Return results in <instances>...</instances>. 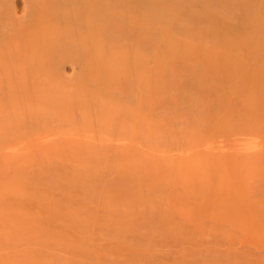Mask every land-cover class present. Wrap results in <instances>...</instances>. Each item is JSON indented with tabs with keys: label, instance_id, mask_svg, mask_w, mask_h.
Instances as JSON below:
<instances>
[{
	"label": "rangeland",
	"instance_id": "rangeland-1",
	"mask_svg": "<svg viewBox=\"0 0 264 264\" xmlns=\"http://www.w3.org/2000/svg\"><path fill=\"white\" fill-rule=\"evenodd\" d=\"M219 5L221 4L217 3L214 6L216 7V16L218 17L216 19L222 24V27H220L221 31L227 36V32H229V29L232 27H229L228 30L226 29L228 28L229 23H234L232 19H236L235 17L237 16V21L240 18L237 22L238 26L235 21V24L232 25V29H234L237 34L238 31L245 34L244 32L247 28L242 23L240 12L235 10V12H238L237 15L235 13L232 14V12H229L226 8L222 13L221 10L225 7L221 5V9ZM197 6L194 9L197 8L199 11L197 9L194 10L198 13L195 16H191V19H189L190 16L185 12H183L185 17L180 13L181 15H179V19L180 16H183L181 17L183 22L189 20V23H191L192 26L193 24L195 26L191 27L190 24V29L194 28L195 31H199L202 24V30H207L210 25L206 20L200 19L202 11L200 5L198 4ZM219 7L220 9H217ZM227 11L229 14H225ZM230 14L232 16H230ZM224 15H229L230 17L228 16V19L232 22L225 21L227 18L225 19ZM186 16H188L187 20H184ZM192 17H196V20L197 18L198 20L196 21ZM179 19L178 21H181ZM192 20H195L198 24H195L196 22H193ZM172 22L174 28H177V30L174 28V30L172 29ZM174 22V20L167 22L164 31L161 29L162 33L165 32L163 33L164 36L161 32L159 33L160 29H157V31L159 30L157 33L160 34L162 41H167L164 37H167L166 33H168V38L173 41L177 38L176 42H182L187 45L185 41L189 38L190 41H188L191 43L192 39L186 35L185 32L181 31L182 29L178 26L177 19L176 22ZM178 23L180 24V22ZM239 23H241V25ZM205 25L208 26L207 29ZM170 26L172 27L170 28ZM196 26L199 28L195 29ZM153 31L154 30L151 31L152 33L149 32L151 37L152 35H154V37L157 36L156 40L154 37V40L151 39V47L149 46L151 49L149 48L150 50H148V52L150 51L154 53L159 52L160 49L162 51L163 48L161 47L164 43L155 32L156 29L154 34ZM247 32L249 33V30ZM217 33L218 29L215 30L214 34ZM242 33L240 34L239 32V34L235 36L229 33V37L227 36L231 41L230 46H228L229 48L216 44H214L216 45L214 47L210 43L212 40H209L211 46H208L209 43L207 41L208 37H210L208 35L207 39H205V41L203 40L205 44L206 42L208 43L207 45H203L204 43L200 42L202 39H200V41L198 39L197 44H195V41L197 40H194V42L192 41L195 47H193L194 45L191 43L192 46L190 45V48V43H188V46L185 45L186 48H183L185 47L183 44V49H181V45L177 43L179 51L181 49V51L186 53L187 47L188 49H191H189L191 52L187 49V53L189 54L186 53L185 56L181 51V53L177 52L172 54L175 52L173 49L177 50V46H174L175 48H173L170 44L168 45V42L171 40L167 41L166 44L170 48H173V52L169 54L171 51H166L168 53L166 58L173 55L171 59L173 58L174 60V55H178L179 53L178 60L176 59L174 61L175 66L178 64L179 70L173 66L175 71L174 73L172 72L174 75L177 73L175 79L174 75L173 77L171 75V70H173L171 69L172 67H170V70L168 66H166L167 69L170 70L168 76L170 75V77L175 80V84L172 83L173 79H171V82L167 79L168 77L166 78L168 70L166 71L165 67L163 68V71H165L166 74H162L163 71H159L162 67V62L164 64V60L162 62L159 61L161 67L159 66L160 68H157L159 65L158 60H161L160 57H163V53H157L161 56L157 57L159 55H155L156 59L154 57L155 53L153 55L152 53L151 55L148 53V60H150V64L148 63L149 73L151 72L149 78L152 76V79L149 81H151L152 85L158 81V78H162V81H165L166 79L168 82L166 83L165 81V84L163 83L165 86L166 84H169L170 81L172 84L166 86L167 88L162 84L163 87L167 89L165 91H168V94H165L166 92H161V94H159L160 92H157L156 94L154 91V93L151 91L152 93H148L149 103L144 105L140 100V98L145 97L144 93H138L135 94V96L131 95L127 97L128 92H124V94L119 92L118 94L111 90L112 93L106 91L107 93H103L102 96L107 94V97L109 96L113 101L112 103L109 101L111 104L108 103V106L105 104L107 109L108 107H111L110 110L113 112V114H111L112 112L109 111V116L113 115L111 118L106 115L107 109L103 107L104 105L102 106L104 109H97L94 107L96 104L97 106H100V102L98 104V101L99 98L101 101V97L98 98L93 92L92 93L95 97L92 96L91 99L97 97L98 99L95 100L98 101H95L93 106H91L92 103L88 102L89 106H86V108L82 110L78 108V106H80V100L78 102L74 99L77 97L75 94L73 99L76 101L73 100L67 104V98V101H65V104L67 105L60 104V98L56 97L60 95L57 94L58 90L56 92L55 89L54 93L48 92L54 89V84L52 86L53 89L51 86L46 87V92L48 93H45L43 97L40 96L39 99H44V102L41 101L43 103H41L39 99L38 102L35 101L39 90L36 92V95L32 92L33 90L31 91L32 87H28L26 90L25 88L18 87L16 90H13L15 92H12L11 89L6 87L5 83L0 84V228L4 226L3 223L8 225L7 227H5L6 225L4 226L7 228H4V231L0 229V264H264V218L262 217V219L258 217V219L257 217H250L248 213L247 216L245 215L244 217H235L233 213V211L235 212V209L231 207L233 204L237 203L234 202V200L236 201L237 199L238 201V194L240 196L241 194L243 195V197H240V201L241 198L245 197L248 199H254L264 191L261 192L259 189L264 185V182H261L263 181L262 179H264L262 178L264 177V162L260 160L261 154L264 152V123L255 121L251 122L254 123V125H252L250 122L247 124L244 121L246 125H252L251 127L247 126L244 129L242 124L240 126L239 122H237L238 124L236 125L234 122L237 120H233L235 115H237L238 119L240 113L242 116L244 115L246 117H248V114L250 113H244L243 109L240 108L241 106L238 104L239 93L241 92L240 90H242L240 87L248 84V81H245L247 80L248 74L247 71H244V73L240 74V77L239 75L235 76V74L231 73L227 63H242L243 59V64H258L261 60L258 51L262 49L264 50V47L262 48L264 44L256 45L257 47L251 46L250 48L254 50L255 53L252 50V52H249L250 48L248 49V47L244 48L237 46L236 40L238 37H241ZM248 33L246 34L248 35ZM174 34L176 37L174 36L175 38L173 39L172 37ZM184 34L188 38H186ZM208 34L211 35L209 32ZM232 34L235 33L233 32ZM243 36L244 35H242V37ZM157 38L159 39L158 41H160L159 43L155 42L157 41ZM123 41L125 40L121 39L120 44L127 46L128 42ZM161 42L163 44L159 45V48H157L158 44H161ZM155 43H157V45ZM199 43L203 45L204 48H202ZM166 44L164 48H166ZM206 46L209 47V51L210 47L212 49V51L209 52L211 53V57L208 56L209 53L207 52L208 48ZM152 47L155 48L153 49ZM200 47L202 48V51L205 50L206 47L205 52L208 54L205 55V52L203 54L202 51L200 54V51L198 52ZM258 47L259 50L256 52L255 49ZM193 48L199 53L196 54V56L198 55L197 58L194 56L196 51ZM213 50H215L214 53ZM164 51L165 50H163V52ZM221 52H226L224 53V55L226 54V58H222L224 55H221L223 54ZM191 53L193 55H190ZM227 53L231 57L227 55ZM180 55L183 57L189 55L187 59L190 57L189 60L191 62L188 63V60L182 58ZM201 55H204L203 59H201ZM212 55H214L215 59ZM192 56L195 58V61L193 59L191 60ZM199 56L200 59L198 60ZM179 57L180 59H183L181 67L179 63L182 59L179 61ZM208 57L213 59H206ZM216 57L222 58L219 59V64L220 61H222V64H220L221 66H216L219 68L217 70L213 69L212 65L211 68L209 66L212 64L211 61H213V63L215 60L218 61V58L216 59ZM167 59L169 60L170 58ZM204 59L206 61H204ZM208 60L210 62H208ZM169 62H165L164 65ZM174 62L170 63L171 66L174 65L172 64ZM204 62L206 64L209 63L206 68L203 67L205 65ZM70 63L71 62L67 63L65 69H62L64 72V78L60 81L61 83L63 82L66 84L63 85L62 83L61 88L64 89L66 87L63 86H67V84V88L71 86V88L76 89L77 81L75 79L77 78L79 80L80 77L84 80L85 78L86 80L88 79L83 75L80 76V69L72 70L70 68ZM202 63L204 64L203 66H201ZM260 63L262 64V60L259 64ZM200 68H202V70H200ZM208 68L211 71H209ZM199 70L200 73L203 71L202 74L205 75L200 74ZM212 72H215L216 74H212ZM75 75L76 78H74V80L76 82L74 86V80H72V83H68V81H71V77L73 79V76ZM198 75L199 78L202 75L200 78V80L202 79L201 81H199ZM155 76H157V78ZM177 76L179 78H177ZM203 76L206 79H203ZM67 78L70 79L68 80ZM153 79H156L154 83H152ZM176 79H179V84L176 83L178 82ZM213 79L216 80L213 81ZM217 79L220 82L217 81ZM84 80H82V82H84ZM93 80H95V78ZM122 80L123 79L120 80L119 84H121ZM161 80L159 79V82H156V84L162 83ZM207 81H211L209 84L210 86H213V89L209 88L210 86ZM233 82L235 85L231 84ZM90 83H92V81ZM200 83H202L203 86ZM218 83H223L221 85H223L222 87H224V90L220 87L219 90L221 89V91H218L217 88L220 86ZM86 84H88V82ZM86 84L84 86H86ZM178 85L180 86L178 89L179 93H175L178 92ZM200 85L203 89L199 87ZM206 85L207 87H204ZM84 86L82 85V87ZM158 86L155 87V89H157ZM170 86L171 88H169ZM234 86H236L237 89L229 91L231 89L230 87ZM82 87L76 89L80 90L79 92L77 91V95L80 93L86 101H89L84 93L86 90L83 89L84 91H82ZM93 87L91 86V88ZM100 87L98 88V94H101L102 92L99 90ZM163 87L161 89H163ZM174 87L176 88V91L174 90ZM47 88H51V90H48ZM67 88L63 90V94L68 92L66 90H70ZM94 88L97 89V87ZM35 89L36 88H34V90ZM88 89L89 87L86 92L91 95L92 93H89L91 90L88 91ZM101 89L103 90L104 88L102 87ZM161 89L159 86L158 91ZM76 90H74L75 93ZM41 91H43L42 88ZM43 92H45V90ZM94 92L97 94L96 90ZM70 93L71 90L69 94H65L66 97L71 96L72 93L71 95ZM162 93H164V102L162 101V103H160L161 101L159 102V100H162ZM173 94H175V98L172 96ZM13 95L18 96L13 98H18V101L15 100L17 101L15 105H13L11 101V96ZM64 97L62 96V101L65 99ZM156 97L157 102L155 100ZM194 97L201 98L205 104H203L204 102L201 105H197L196 103L193 104V102L196 101V98L194 101ZM55 98L56 100L58 98L59 102L55 101ZM103 98L107 100L105 97ZM150 98L153 100H150ZM199 98L197 102L200 101ZM85 100L81 101L83 103L80 102L83 108L85 106ZM154 100L155 102H153ZM221 100L223 103H219ZM15 101L13 100V102ZM92 101L93 100H91V102ZM31 103L33 104L30 107ZM101 103L104 104L103 101H101ZM28 111H32L31 114L35 111L43 115L46 113L47 116L46 114L44 116L40 114V117L42 118L49 116H60V118L58 120H50L51 122L43 125H33L32 128L29 129L20 128V123L22 124L24 120L28 121L29 113L26 114ZM245 111L247 112L248 110L245 109ZM80 112H85L88 115H92V117L94 116V118L91 120L88 119V121L74 120L73 116L77 115V118H79L81 116L79 115ZM258 113H260V111ZM137 114L140 115V124L138 123V131L134 136H131L128 133L119 134L110 131L111 125L120 121L134 124L138 121L135 120ZM34 115H37V113H34ZM105 115L107 118H105ZM230 118L234 122H232ZM104 119H108V121H105ZM245 123L243 125H245ZM67 145L70 148H68ZM124 146L127 147L125 148ZM128 147L130 150H125ZM256 148L257 150L259 149L260 153H258L260 155L255 152L253 155H257L258 158L260 156L257 161H261V164H257L256 157H251L252 152L250 156H248L249 154H244L247 150ZM115 149L119 151L116 153L117 150L115 151ZM127 151L129 154H126L128 153ZM231 152H235L238 155L243 153V159H248L253 164H250V162L245 164L243 162L244 165L241 166L243 159L242 161H239V159L242 157H238L237 159V155L234 156V153L232 155ZM222 154L225 158L227 155L228 157L234 156L233 160H230L233 162L234 168L231 166L230 169V164L227 166L226 163L229 162L221 161V158L223 157H221ZM219 157L221 160H217ZM234 160L239 162L236 163ZM248 160H246V162ZM262 160H264L263 156ZM36 177H39L40 181L39 178L37 180ZM43 177L45 179L44 182ZM41 179L43 180L41 181ZM37 181L40 183H37ZM90 181L97 185V188L94 185L96 189H94V187L91 189L92 192L93 190L95 191L98 189V184L96 182L100 183V188L104 185V182H108V185L106 186L110 187L111 185H116L117 188L115 189L114 186H111L113 189H109L104 185L106 189H104L105 187L103 189L106 191L108 189L106 197L109 195L110 198H104L105 193H99L98 195L96 192L97 199L96 197H92V195H90L92 193L89 194L88 190L85 191V189L83 192V190L79 188H87V185L88 188L89 186L92 188L93 185L87 183ZM84 182L87 183L86 186H84ZM81 184H83V187ZM233 184H235L236 187L233 186ZM234 187L236 189H234ZM61 188L65 193H63V191L60 193ZM71 188L73 191L72 195L75 194V198L77 197L76 200L73 196L72 198L67 196L69 193L71 194ZM232 190H236L237 192ZM252 190L255 192L256 196L253 194ZM64 194H67L65 196L68 198L70 197L71 199L68 200L65 198ZM100 194L103 195V200L100 198ZM230 194H232V197L229 196ZM24 195H26V199H30L29 196L32 195L31 198L33 199H31V202L32 200H37L36 203L40 204V206V200H42L43 203L46 198V204L51 203V200H53V205L61 202L62 206L60 203L58 206L55 205L60 208L59 211L53 206L55 207L54 209H56L53 213V207H51L50 204L49 206L51 209L47 207L48 205L46 206L43 204V206H46L47 210L49 209L46 212L42 207H35L34 204L29 203L30 200H25ZM37 197L40 200L37 199ZM41 197H43L44 200ZM78 197L85 199V201H91L92 204L95 203V206L87 203L90 211L91 209L94 210L98 204L104 209V211H101L103 209L99 208L100 211L97 210L96 213L102 212V214H96V216L95 210L98 209L96 208L94 213L90 214L92 211H87L89 210L88 207L87 210L83 209L85 208V205L83 204L86 203L84 200L82 201L80 199L82 203L81 207L80 202V204H77V200L79 201ZM228 197L229 199H232L233 197L236 198H233L234 200H228L227 205L225 202ZM73 198L74 200L71 201ZM223 198L226 199V201ZM23 199L25 202H28L30 207H33V205L35 207V212H33V209L30 211L27 210L31 215H29V218L26 215V209L20 207V201L23 203ZM106 199H109V201L111 200L112 202L115 201V206L118 205L117 207H121L120 210L124 205L123 207L126 208L127 212L130 211L127 213L128 216H125L127 214H125L124 211L121 214L118 212L116 215L107 216L105 212L107 213L109 207H106ZM243 200L244 199L238 203H241L244 206L246 203H244ZM38 201L40 203H38ZM70 201L71 203L76 201L75 205L73 204L75 207L69 203ZM230 201V204L232 205L229 207ZM140 202L148 205L147 211H141V214L138 212L140 215H137L138 213L132 215L133 212L131 211L133 210L136 212L138 206L132 210L129 207H132V205L133 207H136L135 205ZM64 203H69L71 209L66 207L68 204L64 205ZM23 204L25 207L28 206L25 205V203ZM64 206L67 209L63 208ZM243 206L242 208L245 209L248 207V204H246L245 207ZM37 207L39 209H36ZM72 207L74 208L75 213L79 210L77 208L83 207L82 210H79L83 212H79V214L81 213L82 215L76 216L77 214L75 215L74 212H71L73 211ZM240 207L238 208V211L242 210ZM68 208L72 215L65 214L66 211H68ZM75 208L77 212L75 211ZM83 210H85V215ZM36 211L38 213H36ZM43 212L47 214H43ZM88 212L90 213L88 214ZM37 214L41 215L38 217ZM49 215L51 217H49ZM166 219L170 221L172 225L167 224V221L165 222ZM197 220L200 222L198 223ZM19 221L23 224L26 223L27 225H30V231H20L18 229V226L21 224ZM194 222H196L195 226H197V223L200 224L199 228L195 227L200 231L198 229V231L195 230L192 225L195 224ZM16 223L19 225H15ZM33 224L35 229L33 228ZM14 225L17 227H14ZM31 227L33 228L32 231ZM37 227L38 229L36 230Z\"/></svg>",
	"mask_w": 264,
	"mask_h": 264
},
{
	"label": "bare ground",
	"instance_id": "bare-ground-1",
	"mask_svg": "<svg viewBox=\"0 0 264 264\" xmlns=\"http://www.w3.org/2000/svg\"><path fill=\"white\" fill-rule=\"evenodd\" d=\"M217 3H219L225 7V8H223V10H221L222 13H223L224 9H226V8L228 9L229 12H232V14L235 13L237 15V13L240 12V16H241L243 25H245V27L247 29L249 28L248 29L249 33L247 32L248 30L246 28H245L246 30L244 29L245 30L244 33L245 34L248 33V35L247 34L245 35L241 31H238V34L240 32V34L242 33V35H244V36L242 37V35H241L240 38L237 36L238 37V39L236 40L237 46L244 47V48L248 47V49H249L251 46L255 47L256 45L258 46L259 44H262V45L264 44V4H263L264 2H263V0H0V84L5 83L6 87L11 89L12 92H15L13 90L14 89L16 90V88H18V87H21L23 89L25 88V90L28 87H32L31 91L33 90L32 92L36 95V92L39 90V92H37V95H36V98H37L35 100L36 102H38V99L40 98V96L43 97V95H45V93H48V92L54 93L55 89H56V92L58 90L57 94H60L59 96H56V97L60 98V100H59L61 102L60 104L67 105L69 102L73 101L74 99H76L78 102H79V100H80V102L82 100H85L80 93H79V95H77L78 94L77 91L79 92L80 90H76V89L77 88L80 89L82 87V85L84 86L88 82V84H86V86L82 87V91H84V90L87 91V88L89 87L88 91L91 90V91H89V93L93 92L94 95L98 96V98L101 97V101H103L104 104L101 103L100 98H99V101L95 100V99H98L97 97L95 99H93V98L91 99V97L94 96L93 93L91 95H89V94H87L88 92L85 91L84 93L86 94L89 101L88 100L84 101V105H85L84 108L81 106L82 104H80V102H79V105L82 107L81 108L80 106H78L79 109L84 110L86 108V106H89V103H92L91 106H93L95 104V101L96 102L98 101V104L100 102V104H99L100 106H97V104H96L97 107L94 106L95 108L104 109L103 107H105V104H107L106 106H108L109 101H111V103L113 102L109 98V96L107 97V94L102 96L103 93H107L108 91L110 93H112L111 91H113L114 93L116 92L118 94H119V92L121 94L122 93L124 94V92H128L129 94L127 93V97L131 96V95L135 96V94H138V93L139 94L144 93L145 97L140 98V100H141L142 104L146 105V103L147 104L149 103L148 93H152L153 91L156 94H157V92L158 93L160 92L159 94H161V92H166L165 90H167V89H165L163 87V85L165 84L164 83L165 81H166V83L168 82L166 79H165V81H162L161 80L162 78H158L157 79L158 81H156V79H153L152 83H154L155 81L159 82V79H160L162 81V83H159V84H161V85H159L158 83L156 84V82L154 83L156 85H154V84H152L153 86L151 85V81H149V80L152 79L151 78L152 76H150V78H149V74L151 72L149 73L148 63L150 60H148L149 59L148 53H150V55H151V53H152V55L155 53L154 57H155V55H159L157 57H160L161 55L157 54V53L162 52L163 57H160L161 60H158L160 58H158L157 60H158V63H159V61L162 62L164 60V64H165V62H167V61L168 62L169 61L174 62L178 58L179 53H181V52H183L184 56H185L187 51L191 48V46H192L191 43H192V41L194 42V40H197V41H195L196 42L195 44H197L198 39H199V41H200V39H202V41H200V42L204 43V41H205V39H207V35H208L210 37H208L207 42L209 43V40H212V42L210 41V43L214 47L216 45H219L222 47H228L231 44V41L228 38L229 33H231V35H234V36L238 35L236 33V31H234V29H232L233 28L232 25L235 24V21H236V25L238 26L237 22L240 20V18L237 21L236 20L237 16L235 17L236 19H234V18L232 19V21H234V23H229V26L227 24L228 28L226 26V28H227L226 30H228L229 27H232V28H230L232 30L229 29V32H227L228 37L225 35V33H223L221 31L220 27H222V24L219 22V20L216 19L218 17L216 16V7L214 6ZM196 4L197 5L199 4L201 7L202 15H201L200 19L206 20L210 25L209 29H207L208 26L205 25L207 30H205V29L202 30L203 29V26H202L203 22L200 23L202 25L200 26L201 29L199 31H195L194 28L190 29L189 25L191 23H189V20H187L188 16H186V18H184V20L186 19L187 21L183 22V19L181 20V17H183V16L185 17V14H183V12L187 13L190 16L189 19H191V16H193V15L195 16L198 13V12L194 11L198 8V6ZM221 5H219V6L221 7ZM196 6H197V8L194 9ZM214 7H215V9H214ZM220 7L217 9H220ZM221 9H222V7H221ZM235 10L238 12H235ZM228 11L225 12V14H229ZM180 13H182L183 16H180V19H179V15H181ZM177 16H178V18H177ZM224 16H225V19L227 18V20H225V21L232 22L228 19L229 15L228 16L224 15ZM230 16H232V15L230 14ZM192 18L196 20V17H192ZM176 19H177L178 26L181 27V29H182L181 31L185 32L186 35H188L192 39L191 43H190L189 42L190 39L188 37H186V35L184 34V36L186 38H188V40H189V41L188 40L185 41L187 43V45H186L182 42L181 43L176 42L177 38H175L176 37L175 34L173 35L172 38L173 39L175 38L176 40L173 41L170 38H168L169 35H168V33H166L167 37L165 36L164 38H166L167 41L171 40L170 42H168V45L170 44L173 48H175L174 46H177V50L173 49L172 47L170 48L166 44L167 41L163 42L161 37H160V34H159L160 32L162 35H163V33H165V32L162 33L161 29H163V31H164V28H166L167 22H170L171 20L172 21L174 20L176 22ZM178 19L181 21H178ZM195 20L194 21L192 20V21L196 22L198 20V18L196 21ZM178 22H180V24ZM181 22L183 25L181 24ZM195 24H198V23L196 22ZM239 24L241 25V23H239ZM172 26H173V22H172ZM172 26H170V28ZM190 26L193 27L194 24H193V26H192V24ZM197 26L195 29L199 28ZM153 27L156 29V31ZM150 28L151 29L153 28L152 30H154L156 33L159 31V30L157 31V29H160L159 33H157V34H158L159 38L161 39V41L164 43V45H162L163 43L161 42V44H158V47L156 46L157 43H155L156 44L155 46L157 48H159V45H162L161 48H163V50H165L164 52H163V50L161 51V49L159 50V52H154V53L150 52V51L148 52V50L151 49L150 48L151 47V45H150L151 39L156 40V36H157L156 35L154 37V35H152V37H151V34L149 32H151L152 30ZM173 28H174V26L172 27V29ZM216 29H218V33L214 34ZM173 30H172V32H173ZM175 30H177V28ZM178 30L180 31L179 28H178ZM154 31H153V34H154ZM165 31H166V29H165ZM231 31H233L235 34H232L233 32H231ZM208 32L211 35H209ZM169 34H171V33H169ZM153 37H154V39H153ZM121 39L125 40L123 42H128V45L123 46L122 44H120ZM158 40L159 39L157 38V41H155V42L159 43L160 41H158ZM207 42H206V44L205 43L204 44L202 43V44L207 45L208 44ZM153 43H154V41H153ZM177 43L179 45H181V49L186 48V46H188V43H190L189 44L190 48L188 49V47H187L188 50L186 49V53H185L184 51H181L180 46H179V49L181 51L180 52L178 50V44ZM210 43L208 44V46H211ZM165 44L167 45L166 48H164ZM183 44H184V46L185 45L186 46L182 48ZM192 44L194 45V43H192ZM214 44H216V45H214ZM199 45L202 46V48H204V46L201 45L200 43H199ZM208 46H206V47L208 48L207 52L209 53L210 51H212V49L210 47V51H209ZM193 47H195V45ZM206 47H205V50H206ZM263 47L264 46H262V48ZM152 48L154 49L155 47H152ZM157 48H156V50H157ZM202 48L200 47V50L198 49V52L200 51L199 52L200 54H201ZM260 48H261V46H260ZM169 49H171V50H169ZM172 49H173V51L175 50V52H173ZM190 50H189V52H191ZM194 50L196 51L194 56H196V54H199L196 49H194ZM205 50L202 51L203 54H204ZM215 50H213V53L215 52ZM251 50L252 49L250 48L249 52ZM255 50L257 52V50H259V47ZM166 51H168V52L171 51L169 54H171L172 52H173L172 54L177 53V52H179V53H178V55L177 54L174 55L175 56L174 60H173V58L171 59V57H173V55H170L169 57H167V58H170L168 60L166 58V56L168 55V53ZM252 51L255 53L254 50H252ZM226 52H221V53H223L221 55H224V53H226ZM208 53L205 52V55H207ZM187 54H189V53H187ZM210 54L211 53L208 54L209 57H211ZM258 54L260 56V59L262 60V64L261 63L259 64V62H261V60L258 57V59L260 60V61L258 60L259 62L257 61L259 65L254 64V63L253 64L249 63V65L247 63L243 64V59H242V63L241 62H234V63L229 62V63H227V65L230 68L231 73L235 74V76L239 75V77H240V74L244 73V71H247V74H248L247 80H245L246 82L248 81V84L240 87L242 90H240L241 92L239 93L238 104L241 106L240 108L243 109L244 113L250 112L248 114L249 116L248 117H246L244 115L242 116L240 113V116L238 115L239 118L237 119V115H235L234 116L235 118H233V120H237L235 122L230 118L232 120V122H234V124L237 125L238 124L237 122H239L240 126L242 124V126H244L243 127L244 129L247 126L251 127L252 125H254V123H251V122L259 121V122L264 123V50L262 49V50L258 51ZM190 55H193V54L191 53ZM225 55L223 57L220 55L219 56L222 58H226ZM227 55H229V54L227 53ZM180 56L182 58L187 59V57L189 55H187L186 57H183L182 55H180ZM203 56L204 55H201V57H202L201 59H203ZM212 56L214 58V55H212ZM197 57H198V55L196 56V58ZM209 57L206 59H209V60L213 59V58H209ZM220 57H216V59L218 58V61L215 60L218 63H216L214 61V63L216 65L213 63V61H211L212 64L209 65V63L206 64L204 62L205 65L202 63L201 66L204 65L203 67L206 68L207 65H209L211 68V65H212L213 69L217 70V69H219L218 67L221 66L220 64H222V61H220V64H219V59H222ZM155 59H156V57H155ZM165 59H167V60H165ZM181 59L179 57V61ZM189 59H190V57L187 59L188 63L191 62ZM192 59L194 60L195 58H193V56H192L191 60ZM199 59H200V56H199L198 60ZM233 59H234V57H233ZM187 60H186V64H187ZM209 60H208V62H210ZM65 61L71 62L70 68L72 70L80 69V76L83 75L84 77H87L89 79V80L88 79L86 80V78H85V80H84V79H82V77H80L78 75L80 77V80L77 78V79H75L77 81L76 82L74 80V78H76V75L73 76V79L71 77V81L69 80L70 78H67L69 80L68 83L69 82L72 83V80H74L73 81L74 86H75V82H76V87H77L76 89L71 88V86L67 88L68 84H67V86H63V87H66L67 89L71 90L72 95H71V93H70V95L72 97L71 96L66 97V95H65V94H69L70 90H66L68 92L63 94L64 93L63 90H65L66 88L65 89L61 88L63 82L61 83L60 80H62V78H64V72L62 71V69H65V65L67 63H69V62H65ZM179 61H176V62H179ZM182 61H183V59L179 63L180 67H181V64L183 63ZM204 61H206V60L204 59ZM171 62L166 63V65H164L162 62V67L159 63V65L157 64L158 65L157 68L161 67L159 71L162 72L164 70L163 69L164 67H165L166 71L168 70L166 66H168L169 69H170V67H172L171 69H173V70L170 69L171 73L172 72L174 73V71H175L174 68H178V70H179L178 64H177V66H175V62H174V63H172L174 65L171 66V64H170ZM224 62H225V60H224ZM217 65H219V66L216 67ZM223 65H224V63H223ZM173 66H175V67L173 68ZM170 70L167 71L166 78L168 77L167 79H169L171 81V79H173V78H171L170 75L168 76V73L170 72ZM200 70H202V68H200ZM200 70H199V73H200ZM208 70L211 71L209 68H208ZM202 72L200 74H202ZM163 73H165V71H163L162 74ZM173 73L171 74L172 77L174 75ZM214 73L212 72V74H214ZM176 75H177V73L174 75V79L176 78ZM199 75H198V79H199V81H201L202 80V79L200 80L201 76L205 75V74H202L200 76V78H199ZM157 76H159V75H157ZM157 76H155V77L157 78ZM160 76H161V74H160ZM178 76H180V75H178ZM178 76H177V78H179ZM210 76H212V75H210ZM91 77H93V78H91ZM90 78H91L92 83H90L91 82ZM94 78H95V80H93ZM118 78L123 79L121 84H119L121 79L119 80ZM174 79H173V82L171 81L173 84H175ZM203 79H206V78L203 76ZM82 80H84V82H82ZM177 80H178V82H176V83L179 84L180 83L179 79H176V81ZM214 80H216V79H213V81ZM170 81H169V84H172V83H170ZM217 81H219V80L217 79ZM207 82H208V84L211 83V81H207ZM78 83H79V86H78ZM89 83L92 85H90ZM53 84H54V87H53L54 89L52 88ZM64 84L65 83H63V85ZM93 84L96 86H94ZM169 84H166V86H168ZM200 84H202V83H200ZM205 84H207V83H205ZM221 84H223V83H221ZM221 84H219L220 86L218 85L219 87L217 86L218 91H221V89L219 90V88L223 86ZM231 84L235 85L234 82ZM158 85L160 86V89L162 87H163V89L158 91V89H159ZM207 85L204 87H207ZM233 85H231V86H233ZM38 86H40V87H38ZM50 86L53 90L48 91V90H51V88H49V89L47 88L48 92H46V87H50ZM58 86L60 89L58 88ZM91 86L97 87V89H95L93 87L94 88V90H93V88H91ZM157 86H158V88L155 89V87H157ZM202 86H203V84H202ZM202 86L200 85L199 87L203 89ZM209 86H210V84H209ZM214 86H216V85H214ZM99 87H100L99 90L102 91V92L100 91L101 94L99 93L100 96L98 94V88ZM102 87L104 88L103 90L101 89ZM179 87L180 86L178 85L177 86L178 92H175L176 88L174 87L175 93H179V90H178ZM199 87H198V89H199ZM212 87L213 86H210L209 88H212ZM34 88H36V89L34 90ZM41 88L43 91L45 90V92L41 91ZM169 88H171V86ZM230 88L231 89L229 91H233V90L237 89L236 86L230 87ZM222 89L224 90V87H222ZM74 90H76V93L74 92ZM95 90L97 91L96 92L97 94H95V92H94ZM104 90H105V92H104ZM39 93L42 95H40ZM74 94H75V96H77L76 98H74L75 97ZM162 94H163L162 100L158 99L159 102L161 101L160 103H162V101L164 102V100H163L164 99L163 98L164 93H162ZM165 94H168V91ZM169 94H170V92H169ZM61 95L63 97L65 95V97H64L65 99L63 100L64 102L62 101L63 98ZM174 95L175 94H173L172 96L174 97ZM15 96L18 97L17 95L11 96V99H12L11 101H12L13 105H15V103L18 101V98L13 99V98H16ZM172 96H170V97H172ZM176 96H177V94H176ZM80 97H82V98H80ZM103 97H105L107 100H105ZM58 98H57V100L55 98V101L59 102ZM195 98H196V101H195ZM198 98L199 97H194L195 102L191 101L193 99H191L190 101L193 102V104L196 103L197 105H201L204 101L201 100V98H199V100L202 102H200V101L197 102ZM13 100L14 101L17 100V101L13 102ZM39 100H40V102L41 101L44 102V99L42 100V98ZM76 100H74V101H76ZM91 100H93V101L91 102ZM150 100H153V99L150 98ZM155 100L157 102V97ZM155 100L153 102H155ZM65 101H67V104H65ZM221 101H219V103H223V101L222 102ZM43 102H41V103H43ZM81 103H83V102H81ZM111 103H109V104H111ZM32 104L33 103L30 104V107ZM203 104H205V102ZM24 105H26V104H24ZM28 106H29V104H28ZM244 108L248 111L246 112ZM105 109H107V107H105ZM110 109H111V107L110 108L108 107V109L106 110V113H107L106 115L111 118V117H113V115L109 116L110 112H112V110H110ZM28 110H30V109H28ZM60 110H62V109H60ZM120 110H121V108H120ZM259 111H260V113H258ZM24 112H26V111H24ZM31 112L28 111L26 113V114L29 113L28 121L24 120L22 124L20 123V125H19L20 128L29 129V128H32L33 125H36V126L37 125H43V124L51 122L50 120H53V119L58 120L60 118V116H51V117L49 116L46 118L45 117L42 118V117H40L41 113L39 114V112L35 111V112H33V114H31ZM34 113L35 114L37 113V115H34ZM80 113H79V115H81V116L79 118H77V115L73 116L74 120L88 121V119L91 120L94 118V116L92 117V115H88L85 112L81 113V114ZM48 114H50V113H48ZM111 114H113V112ZM41 115H43V114H41ZM46 116H47V114H46ZM107 116L105 118H107ZM139 119H140V115L137 114V116L135 117V120H138V121H136L134 124L133 123L132 124L127 123L126 121H120V122H117L115 124L111 123L113 125H111L110 131L112 133L117 132L119 134L128 133L129 135L134 136L136 134V132L138 131L137 125L140 122ZM104 120L108 121V119H104ZM244 121L247 124L250 122V124H252V125H246V123ZM241 122H243V123H241ZM244 123L246 126L243 125ZM256 123H258V122H256ZM18 130H21V129H18ZM67 147H68V145H67ZM124 147L126 148L127 146H124ZM68 148H70V147H68ZM122 148H123V146H122ZM128 148L125 150L129 151L130 148L129 149ZM64 149H65V147H64ZM116 150L117 149H115V151ZM249 150H247V152L244 154L245 155L249 154L248 156H250L251 152H252L251 157H253V158L256 157L257 164H261V161L264 162V160H262V156L264 159V152H263V154H261V158L259 156L261 161L258 162L259 161V160L257 161V159H259L258 156L257 155L255 156L253 154H254V152L260 153L259 149L257 150V148H256V149H251L252 151L251 150L249 151ZM253 150H256V151H253ZM118 151L119 150H117L116 153ZM131 151H132V148H131ZM235 152H233L234 156L237 155V157H236L237 159H238V157L239 158L242 157L241 159H239V161L240 160L242 161L244 154L240 153L238 155ZM244 152H245V150H244ZM120 153H121V151H120ZM233 153L231 152L232 155H233ZM126 154H129V152ZM132 154H133V152H132ZM117 156H118V154H117ZM222 156H223V154L221 155V157ZM234 156L228 157V155H227V157H228L227 160H226L227 157L225 158L224 156L221 158L222 160L220 159V157L217 160L229 162L226 164H227V166H228V164H230L229 167L231 169V166H233V162L230 160H233ZM230 158H232V159H230ZM246 160H248V159H243L242 163L243 162L245 164H248V162H250V164L252 163L250 160H248L247 162H246ZM239 161H237V162H239ZM234 162H236V161L234 160ZM242 163H241V166L244 165V163L243 164ZM255 163H254V165H255ZM233 168H234V166H233ZM263 171H264V169H263ZM38 178L36 177L37 180H38ZM262 178H264V177H262ZM43 179H44V177H43ZM43 179H41V181ZM262 180L263 181H261V182H264V179H262ZM39 181H40V178H39ZM39 181H37V183H40ZM44 181H45V179L43 180V182ZM261 182H260V184L262 185ZM87 183L88 184L90 183L89 185H93L92 188H91V186H89V188H88V185H87V188L85 187L84 189L79 187V186L78 187L80 189H82L83 192L85 189H86L85 191L88 190L89 194L92 193V194H90V195H92V197H96L97 193H98V195H99V193H101V194L105 193L104 198H110L109 195H108V197H106V195H107L106 193H107L108 189H107V191L104 190V189H106V187L109 189H113V188H111L112 185L110 187L106 186V185H108L107 184L108 182L107 183L102 182L106 186L105 187L104 185L103 186L101 185L102 189L99 187L100 183L96 182L98 184V189L95 191L93 190L94 195H93V192L91 189H93L95 184H93V182L91 183V181L87 182ZM87 183L84 182V184H85L84 186H86ZM37 185H39V184H37ZM78 185H80V184H78ZM81 186L83 187V184H81ZM95 186L97 188V185H95ZM233 186H235V184H233ZM255 186H259V185H255ZM263 186L264 185H262V188H263ZM235 187H234V189H236ZM96 188L94 187V189H96ZM114 188L116 189L117 186L115 185ZM262 188H259L261 190V192L264 190V188L263 189ZM58 189H60V188H58ZM89 189H90V191H89ZM70 190L72 191V188ZM100 190H101V192H100ZM58 191H60V190H58ZM62 191L63 190L61 188L60 193ZM71 191H69V192H71ZM232 191H236V190H232ZM88 192H85V193H88ZM252 192H253V194H255V192L253 190H252ZM63 193H65V192L63 191ZM72 194H73V191L71 192V194L70 193L68 195L64 194V196L67 195V196H70L71 198L73 196L75 198V194L74 195H72ZM101 194H100V198H102V200H103L104 198H103V195H101ZM231 195L232 194H230L229 196L232 197ZM24 196H25V200H27V199L30 200L29 203L34 204L35 207L36 206L42 207V209L45 210L46 212L49 210V209L47 210V208H46L47 205H48L47 207L51 209V207H53L55 205L58 206L59 203H60V205L62 204L61 202H58L57 204L53 205V202H52L53 200H51V203H49L51 206L50 207L49 204L48 203L46 204V202H45L47 198L44 200L43 197H41L45 202V203L44 202L42 203V200H40L37 197V199H39L41 201V206H40V204L36 203L37 200H32V202H31V199H33V198H31L32 195L29 196L30 199L29 198L26 199V195H24ZM67 196H65V198H67L68 200L71 199L70 197L68 198ZM241 196L243 197L242 194H241ZM241 196L238 194L237 197H239V199H240ZM255 196H256V194H255ZM50 198H48V199H50ZM74 198L71 201H73ZM76 198H75V200H76ZM233 198H236V197H233ZM233 198L232 199L230 198V199L234 200ZM80 199H81V197L79 198V201L77 200V204L79 202L81 203ZM230 199H229V197L227 198V201H226V199H224L226 201L225 203L227 204L228 200H230ZM239 199H238V201H237V199H236V201L234 200V202H237V203L233 204V205L230 204L231 201L229 202V207H230V205H232L231 207L235 209V212L233 211L235 217H237V216L238 217H244L245 215L247 216V213H248V215L250 217H254V218H256V217L262 218L263 217L264 218V191L261 193V195H259L258 197L254 198V199H252V198L248 199L247 197L241 198V200L244 199L243 200L244 203L248 204V207L245 209L242 208L243 205L241 203L240 204L238 203V202H241V200L239 201ZM81 200L85 201V199H81ZM23 201H24V199H23ZM27 201L26 202L24 201L23 203H25V205H28ZM71 201L69 203H71ZM106 201H107L106 207L107 208L109 207L107 213L105 212V214L107 216L116 215L118 212L121 214L123 211L125 214L130 212V211L127 212L126 208L123 207L124 205L122 206V209H121L122 211H121L120 210L121 207L120 208L117 207L118 205L115 206L116 205L115 201L112 202L111 200L109 201V199L108 200L106 199ZM21 202L22 201H20V205H21L20 207H22L23 209H26V211L27 210L30 211L33 209V212H35L34 205H33L34 208L30 207L29 205H28L29 207L28 206L25 207L24 204ZM47 202H48V200H47ZM85 202H83V203H85V204H83V205H85V208L82 207L83 209L87 210V207L89 209V206L87 203H90L92 206H95V203L92 204L91 201H85ZM38 203H40V202L38 201ZM54 203H56V202H54ZM69 203H66V204H68L66 207H69V205H70ZM75 203H76V201L72 202L71 205L73 206V204L75 205ZM43 204L46 206H43ZM66 204L64 203V205H66ZM237 204L239 207L242 205L240 207V209H242V210L238 211L239 207L237 206ZM246 204L243 207H245ZM91 205H90V207H91ZM234 205H236V206H234ZM18 206H19V202H18ZM77 206H79V205H77ZM81 206H82V203L80 204V207ZM98 206H99V204H98ZM98 206L96 207L98 209L94 208V210L96 209L95 215L96 214L97 215L102 214V212H99L100 214L98 212L96 213V211L99 210V208H102V207H100V206L98 207ZM135 206L136 207H133V205H132V207H129L132 210L134 208H137V206H138V209L136 212H134L133 210L131 211V212H133L132 215H136L134 213H138V212L141 214L142 213L141 211L146 212L148 209V205L144 204L143 202H140L139 204H136ZM55 207L52 208L53 213H54V210H56V209H54ZM73 207H75V206H73ZM80 207L77 209L82 210V208H80ZM235 207L237 208V210ZM28 208H31V209H28ZM56 208L59 211L60 208L59 207H56ZM63 208H65V206ZM69 208L71 209V206ZM69 208L65 214H71ZM36 209H39V208L37 207ZM65 209H67V208H65ZM72 210L73 211H71V212H74V208ZM79 210L77 212L76 208H75V211L77 213H75V212L74 213H75V215L77 214L76 216L82 215L81 213L79 214V212H82ZM94 210L91 209L92 212L90 211V209L87 210V211L91 212V213L88 212V214L89 213L93 214ZM83 211H84V215H85L86 214L85 210H83ZM101 211H104V209ZM245 211H246V214H245ZM38 212H39V210H38ZM38 212L36 211V213H38ZM41 212H42V210H41ZM67 212H69V213H67ZM51 213H50V215L52 216ZM61 213H62V211H61ZM139 213L137 215H140ZM43 214H47V213L43 212ZM43 214H42V216H43ZM26 215L28 218L31 216L30 212L28 213V211H27ZM37 215L39 217V215H41V214H37ZM50 215H49V217H51ZM125 216H128V214ZM165 222L167 224L172 225V223L170 221H168L167 219L165 220ZM197 222L199 223L200 221L197 220ZM17 223L15 225H19ZM20 223H21L20 226H18V229L20 231H27V230H28L27 232L30 231V229H29L30 225H27L26 223L23 224L22 222H20ZM194 223L195 224H192L193 227L199 228L200 224L197 223V226H195L196 222H194ZM3 224H4V226L6 225L5 223H3ZM3 224H1V225H3ZM9 225H10V223H9ZM15 225H14V227H17ZM4 226H2L3 229L0 228L3 231H4V228L7 227L8 225H6L5 227ZM169 227H171V226H169ZM10 228H11V226H10ZM33 228L35 229L34 224H33ZM33 228L31 227V231ZM198 228H195V230L198 231L199 230ZM202 228H204V227H202ZM5 229H7V228H5ZM37 229H38V227L36 228V230ZM36 230H34V231H36ZM8 231H9V229H8Z\"/></svg>",
	"mask_w": 264,
	"mask_h": 264
}]
</instances>
